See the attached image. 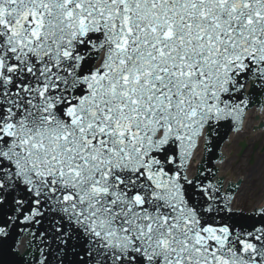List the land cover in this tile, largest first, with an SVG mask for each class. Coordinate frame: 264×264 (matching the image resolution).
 I'll return each mask as SVG.
<instances>
[{
  "label": "snow or ice",
  "instance_id": "obj_1",
  "mask_svg": "<svg viewBox=\"0 0 264 264\" xmlns=\"http://www.w3.org/2000/svg\"><path fill=\"white\" fill-rule=\"evenodd\" d=\"M257 105L264 0H0V243L47 220L22 264H264V202L237 218L191 163Z\"/></svg>",
  "mask_w": 264,
  "mask_h": 264
},
{
  "label": "bare ground",
  "instance_id": "obj_2",
  "mask_svg": "<svg viewBox=\"0 0 264 264\" xmlns=\"http://www.w3.org/2000/svg\"><path fill=\"white\" fill-rule=\"evenodd\" d=\"M260 120H264V112L258 111L256 108H252L249 110V115L247 119V127L239 134L231 133L229 136L228 142L222 145V152L225 155L224 160L225 163L223 166L217 165V174L224 175L225 184H227L230 180H237V177H233L232 173L229 169L231 162L228 160V151L227 148L230 144L233 143L236 139L240 141H244L247 145L243 154L241 156H236L234 158L237 166H242L248 159L249 155L251 154V147L254 143L258 145L264 143V128L254 126V124ZM260 146V145H259ZM241 148V147H240ZM202 154V144L200 147L194 150V158L192 159L191 163L193 167H195L197 160L201 158ZM253 156L256 157V160L252 166H250L245 176H241L242 182H240V188L238 189L235 195V204L234 208H241L242 198L243 200H247L246 205L249 207L246 210H250L251 207L259 206L262 202H264V164H262V159H264V153L255 152ZM246 166V165H244ZM245 209V208H244Z\"/></svg>",
  "mask_w": 264,
  "mask_h": 264
},
{
  "label": "rangeland",
  "instance_id": "obj_3",
  "mask_svg": "<svg viewBox=\"0 0 264 264\" xmlns=\"http://www.w3.org/2000/svg\"><path fill=\"white\" fill-rule=\"evenodd\" d=\"M239 142H244V141H242V140L240 141L239 139H236L227 148L228 157H229L228 160L231 162V165H230L229 169H230L233 177H239V175L245 176V173H246L247 169L250 166H252L254 164L255 160H256V157L253 156V153L259 152L261 154L262 153V150L261 149H262V147H264V143H262V144L260 143L259 144L260 146L257 143H254L252 145V147H251V150H250L251 151V154L249 155L247 161L242 166H240V165L237 166L234 158L236 156H238V157L241 156L243 154L245 148L247 147L246 143L244 142L246 146H245L244 149H241L239 147ZM249 158H251V161H252L251 164L248 163ZM244 165H246V166H244ZM243 199L244 198H242V202L241 203H243V204L241 205V208H245L246 209L249 206L245 204V203H247V200H243Z\"/></svg>",
  "mask_w": 264,
  "mask_h": 264
},
{
  "label": "water",
  "instance_id": "obj_4",
  "mask_svg": "<svg viewBox=\"0 0 264 264\" xmlns=\"http://www.w3.org/2000/svg\"><path fill=\"white\" fill-rule=\"evenodd\" d=\"M261 121H264V120H260V121H258V122H256L255 124H254V126H257V127H259L260 126V122ZM264 128V127H263ZM225 156V155H224ZM223 156V157H224ZM224 173L222 174V176H223V178H224ZM236 180L234 179V180H230V182H235ZM240 181L242 182V178L240 179ZM254 207H251L250 208V210L251 209H253ZM244 209V208H243ZM248 211H249V209H248ZM24 225H22V227H23ZM21 227V228H22ZM20 228V227H19ZM24 240H25V238H23L22 240H21V242H20V245L18 246V249H19V251H22L23 250V248H24V245H23V242H24ZM10 244V243H9ZM4 246H5V248H6V250H5V252L3 251V249L2 250H0V261H2V262H4L5 264H8V260H9V247H8V243H5L3 246H2V248H4ZM18 263H20V262H17V264Z\"/></svg>",
  "mask_w": 264,
  "mask_h": 264
}]
</instances>
